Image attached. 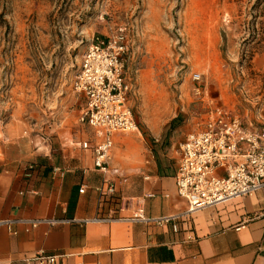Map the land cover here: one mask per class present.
Wrapping results in <instances>:
<instances>
[{
    "label": "rangeland",
    "instance_id": "1",
    "mask_svg": "<svg viewBox=\"0 0 264 264\" xmlns=\"http://www.w3.org/2000/svg\"><path fill=\"white\" fill-rule=\"evenodd\" d=\"M119 28L138 132L118 135L141 153L215 107L264 126V0H0V128L72 149L86 134L72 90L82 56Z\"/></svg>",
    "mask_w": 264,
    "mask_h": 264
},
{
    "label": "crops",
    "instance_id": "2",
    "mask_svg": "<svg viewBox=\"0 0 264 264\" xmlns=\"http://www.w3.org/2000/svg\"><path fill=\"white\" fill-rule=\"evenodd\" d=\"M202 117L154 139L145 153L134 136L114 135L106 176L93 168L98 139L86 125L61 153L20 127L0 128V221L14 222L12 233L0 226V264H34L38 253L55 256V264H264V192L191 214L177 194L179 146ZM138 208L174 220L133 222ZM33 221L41 222L33 228Z\"/></svg>",
    "mask_w": 264,
    "mask_h": 264
},
{
    "label": "built area",
    "instance_id": "3",
    "mask_svg": "<svg viewBox=\"0 0 264 264\" xmlns=\"http://www.w3.org/2000/svg\"><path fill=\"white\" fill-rule=\"evenodd\" d=\"M128 54L124 28L110 36L94 38L82 56L72 83L74 94L85 101L78 122L92 129L98 139L93 149V168L103 176L109 173L113 136L137 131L127 106L130 88L124 66ZM192 80L198 82L200 75L194 74ZM179 151L175 185L177 194L189 204L188 214L264 192V126L259 130L248 129L238 116L215 107L203 115L199 129L185 137ZM84 190L82 186L79 193ZM114 192L113 186L107 188L109 195ZM130 220L160 226L174 219H151L143 208H138ZM40 222L33 221L31 226L34 228ZM13 223L0 221V226L12 233ZM243 227L241 224L236 230ZM172 229L177 232V226L173 225ZM55 260V256L38 253L29 262L55 264Z\"/></svg>",
    "mask_w": 264,
    "mask_h": 264
}]
</instances>
